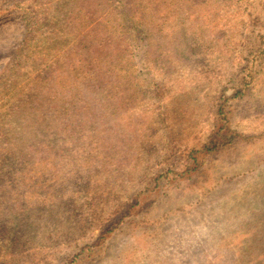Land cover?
<instances>
[{
    "label": "rangeland",
    "instance_id": "374dc122",
    "mask_svg": "<svg viewBox=\"0 0 264 264\" xmlns=\"http://www.w3.org/2000/svg\"><path fill=\"white\" fill-rule=\"evenodd\" d=\"M131 1L133 13L148 10L149 0ZM92 2L0 0V264H66L86 246L90 256L75 264H264V54L252 78L242 60L264 30L263 0L226 10L209 56L176 60L168 48L179 32L158 44L154 31L127 32L134 72L121 79L95 57L64 85L57 67L77 76L70 62L80 64L95 32L109 33L106 8ZM148 42L163 45L157 58L144 53ZM243 76L251 82L242 93ZM222 92L233 96V142L99 239L113 214L168 182L215 131ZM10 153L17 160L3 163Z\"/></svg>",
    "mask_w": 264,
    "mask_h": 264
},
{
    "label": "trees",
    "instance_id": "16d2710c",
    "mask_svg": "<svg viewBox=\"0 0 264 264\" xmlns=\"http://www.w3.org/2000/svg\"><path fill=\"white\" fill-rule=\"evenodd\" d=\"M94 0H82V3H85L89 6L93 4ZM148 0H145V2ZM151 0L146 2L144 5L146 6V11H131L132 1L130 0H98V3L103 5L102 11L106 8V19L100 24V27H108L107 38L105 36L106 33L98 32L92 36V41L88 46L83 47L82 59L80 64L75 60L70 62V65L74 68L76 72H78L77 76H74L71 73L72 70H63L60 71V67H57V74L60 75L63 79L62 84L71 85L73 83L79 82L81 75L79 73H84L87 69L85 65V60L88 62H93L95 57H99L100 59H106L107 64L109 66V70H112L114 75L117 77L122 76L123 79L128 74L134 72L133 71V60L132 57L134 53H137V49L135 52H128V47L132 44L133 40L131 38H127V32H137L147 36L150 31H154L156 33V37L154 38L158 43H163L165 40L169 39L173 31L176 33H181L180 36L182 38L181 42L178 44L177 42H171L168 48V53L173 55V57L178 60H191L192 57L197 55L198 50H203V56H209L208 52L212 51L213 48L217 45L214 41L217 39L216 35H214V31L217 30V34L219 32H223L224 30L218 29L219 22L222 23L226 19V10L233 11L236 13H244L246 12L247 2L246 0ZM226 2H231V4H226ZM100 4H97L99 7ZM143 3L138 7H142ZM264 7V0L262 3ZM185 12V17L183 19H177L179 16L178 12ZM219 14V15H218ZM83 17L88 19V15L84 14ZM219 17V18H218ZM82 18V17H81ZM79 20H82V19ZM84 20V19H83ZM195 22L199 28L194 29L193 31H200L203 35L202 37L197 38L195 33L190 32L189 27ZM117 23L116 26L109 27L111 24ZM80 29V28H78ZM104 29V28H103ZM106 30V29H105ZM189 32V33H188ZM120 38V41L124 42L123 45L117 43V39ZM252 42L250 46V52L245 53L242 60L246 64V75L256 72V63L259 58L264 54V30L257 32V34L252 37ZM78 42V41H77ZM81 46H83V42H79ZM153 42H148V48L146 52L156 56L154 53L159 55V51L162 50L163 45H157ZM77 47V45H74ZM207 52V53H206ZM167 53V54H168ZM76 54H79L76 52ZM85 55L87 56L85 59ZM151 56V57H152ZM92 59V60H91ZM62 62V61H61ZM95 62V61H94ZM63 64V62H62ZM61 64V67H62ZM95 65V64H94ZM96 66L100 67L99 65ZM102 68V67H101ZM101 70H98L100 72ZM86 76V75H85ZM245 76V75H244ZM242 77V79L244 78ZM250 76V75H249ZM248 76V77H249ZM248 77H245L243 80L242 93L244 89H246L247 85L250 84L251 81L248 80ZM252 78V76H250ZM61 79V80H62ZM84 87H88L89 84L85 82ZM88 90V89H87ZM222 96L219 98V103L216 107V122L214 123V130L211 135L203 142L201 145L196 146L194 148H190L187 153V162H185L183 169L179 172H172L174 176H171L168 179V182L162 184L157 183L155 186H151L145 189L143 193L137 192V194L131 198V202L127 203L121 212L117 214H113L111 216V220L109 221L106 228L100 233L99 239L110 238L116 229L133 213L136 208L147 207V200H152L150 205L155 203L158 198L156 195L159 194L160 191H166V185L168 186L173 181L179 179H190L194 174L199 172V167L201 165V161L207 158L208 156L219 152L225 146L230 145L233 141V137L231 136L232 132H229L230 129V117L231 113H233V108H231L232 98L233 96H226L224 92L221 93ZM238 95V92L235 93V96ZM231 101V102H230ZM114 109V108H112ZM218 119V120H217ZM132 142V141H131ZM133 144V143H132ZM130 145L129 148H132L133 145ZM124 148H126V144L124 143ZM128 148V149H129ZM165 148V146H164ZM126 150V149H125ZM138 154H144V147L139 150V146L135 148ZM132 156L130 158H126L127 162L134 158ZM6 160H3V163L6 164V161L10 159L17 160V155L10 153L5 156ZM164 158L159 157L158 160H163ZM2 183V181L0 182ZM165 192H161V195ZM160 195V196H161ZM159 196V198H160ZM84 200V207L86 206V210L89 209L87 204V194L82 196ZM15 216V214H13ZM4 235V231H2V227H0V235ZM7 238L10 239L12 243L17 241L13 234H9ZM98 239V240H99ZM94 246L99 245L97 242L93 244ZM93 246H86L82 249L81 253H76L73 256H69L65 261L66 264H75L78 259L81 257H89L90 251Z\"/></svg>",
    "mask_w": 264,
    "mask_h": 264
}]
</instances>
